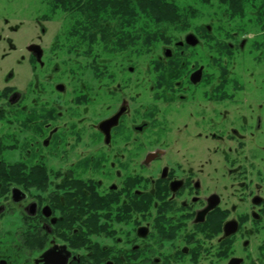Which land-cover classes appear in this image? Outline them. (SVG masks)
Here are the masks:
<instances>
[{
	"label": "flooded vegetation",
	"instance_id": "obj_1",
	"mask_svg": "<svg viewBox=\"0 0 264 264\" xmlns=\"http://www.w3.org/2000/svg\"><path fill=\"white\" fill-rule=\"evenodd\" d=\"M88 2L86 15L100 6L139 15L123 14L129 1ZM40 25L21 58L25 89L0 88V217L18 222L0 264H264V94L221 76L211 27L143 45L158 53L151 76H110L104 62L61 111L28 94L31 70L43 67ZM115 35L116 48L130 42ZM206 37L217 46L202 45Z\"/></svg>",
	"mask_w": 264,
	"mask_h": 264
},
{
	"label": "rangeland",
	"instance_id": "obj_2",
	"mask_svg": "<svg viewBox=\"0 0 264 264\" xmlns=\"http://www.w3.org/2000/svg\"><path fill=\"white\" fill-rule=\"evenodd\" d=\"M128 1L131 8L124 10L123 14L138 13L134 19L117 17L109 7L103 10V6H100L102 10L93 8L92 14L86 15L88 0H73L72 11L53 7L51 0H0V88L8 83L21 92L30 81L29 66L21 58L24 57L25 47L36 42L40 35L37 24H41L46 32L45 39L37 42L43 50V67L31 70L28 94L36 97L37 103L44 104V108L61 111H72V96L74 93L82 94L81 86H86L91 76L101 75L104 62L110 76H151V63L158 53L143 48V45L157 46L156 50L161 45L173 46L187 33L210 26V38L219 36L221 76L239 77L247 83L251 92L264 94V31L249 15L243 19H228L224 15L225 8L217 0L209 3L203 0H144L139 9L134 6L133 0H125L126 3ZM157 2L160 9L165 8L168 13H160L163 18L158 19L145 16V13H155L152 10ZM172 4L181 16L186 14V22L171 25L167 21ZM114 31V37L120 38L117 43L130 40L122 42V49L119 45L114 47L116 43L111 44ZM105 38L108 44H105ZM56 39L58 50L51 47ZM242 41V50H228L229 44L237 46ZM10 42L14 50H11ZM213 43L207 37L201 42L202 45L216 47ZM128 44L141 46L139 51H133L134 47H125ZM135 53L139 57H130L129 61L127 57ZM204 62L207 64L206 60ZM130 66L134 68L133 74L127 72ZM53 69H56L55 72ZM207 70L208 74L214 73L213 68ZM11 72L14 77L10 81ZM35 79H38L41 91L33 90ZM55 84H63L65 92L56 93ZM1 125L2 130L8 133L6 124ZM67 152L72 156L70 150ZM2 202L0 198V205ZM8 214L0 217L1 244H4L7 232H15L18 227V222L13 223ZM10 224L14 225L10 227Z\"/></svg>",
	"mask_w": 264,
	"mask_h": 264
},
{
	"label": "trees",
	"instance_id": "obj_3",
	"mask_svg": "<svg viewBox=\"0 0 264 264\" xmlns=\"http://www.w3.org/2000/svg\"><path fill=\"white\" fill-rule=\"evenodd\" d=\"M211 0H203L204 3H209ZM219 5L224 7L225 16L228 19L239 18L243 19L246 15H249L254 20L261 31H264V0H217ZM53 7H60L66 11H72L73 0H51ZM159 2L154 4L155 13H168L165 8L160 9ZM168 22L170 24H179L180 22H186L185 16H181L175 5L169 6ZM166 18V19H167Z\"/></svg>",
	"mask_w": 264,
	"mask_h": 264
}]
</instances>
